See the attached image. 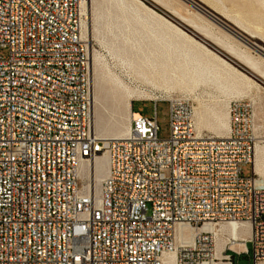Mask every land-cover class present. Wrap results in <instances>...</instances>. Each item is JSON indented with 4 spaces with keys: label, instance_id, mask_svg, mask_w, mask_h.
I'll use <instances>...</instances> for the list:
<instances>
[{
    "label": "built area",
    "instance_id": "built-area-1",
    "mask_svg": "<svg viewBox=\"0 0 264 264\" xmlns=\"http://www.w3.org/2000/svg\"><path fill=\"white\" fill-rule=\"evenodd\" d=\"M86 1L0 0V264H163L166 253L175 264H235L248 243L253 264L264 263L250 105L229 103L220 137L197 131L194 101L180 95L149 100L154 116L135 112L126 137L97 135ZM160 101L169 103L165 139ZM103 154L109 168L96 200L78 168ZM222 222H247L251 233L244 249L219 258L202 228Z\"/></svg>",
    "mask_w": 264,
    "mask_h": 264
},
{
    "label": "bare ground",
    "instance_id": "bare-ground-1",
    "mask_svg": "<svg viewBox=\"0 0 264 264\" xmlns=\"http://www.w3.org/2000/svg\"><path fill=\"white\" fill-rule=\"evenodd\" d=\"M93 1L94 0L86 1L83 4L82 9L84 15L82 21V34L89 41L90 64L92 70L91 95L93 131L97 135H100L98 130L100 124L103 123L104 118L102 109L104 108L106 101L111 100L117 110H125L127 112V122H118L111 128H107L106 130L111 136L103 137L123 138L126 137L130 132V122L133 114L135 113V111L132 109L133 101L157 99H153L149 94L150 92L146 91L145 89L137 88L138 86L135 88L130 87L121 78H119L118 75H113L110 71L107 72L105 70V62L102 56H100L98 52L92 47V41L96 36L91 18V4ZM113 1L117 4L118 8H120L119 6H124L122 8L123 13L121 16L123 21L127 23V28H130V31L131 25H133L132 30L134 31H138L137 25H140L142 28H145L147 30L149 37L152 38V40L148 43L150 46L155 47L161 44L160 48L162 49V51L160 53L149 48H144L141 45L137 46L136 44H132V47H136L141 55L138 57L137 61H128L129 64L132 65V68L136 75L144 82L150 83L151 85L168 92H171L176 87H179L182 90L193 92L200 85H213L216 89L219 90H228L231 87V94L237 96L242 94L244 90L246 91L252 86L257 85L245 72L235 67L222 56L215 53V51H212L209 47L192 37V35H189L185 30H183L177 24L169 20L166 16L146 4L143 0ZM150 1L157 6L159 5L163 7L170 13H172L173 11L176 12L178 18L181 21L194 28L195 31H197L205 38L220 46L223 50H225V52L241 62L249 70L264 79V68L262 67L261 60L254 58L248 52L238 49L233 44L220 38L215 34L216 32L214 33L209 26L205 24H199L192 18L187 17L179 13L178 11H175L165 0ZM200 1L211 8V10H213L215 13L219 14L221 17L232 23L236 28L250 35L247 30L243 29L238 24H242L238 18H234V20L236 21L235 22L230 19L225 12L223 13L219 11L216 8L217 6L215 4L209 3L208 0ZM130 2L138 5L142 10L154 16L156 19L165 23L169 27L180 31L182 37L186 40H189L192 43L193 47H187L184 43L181 45L180 43L164 35L163 33L149 29L147 26V20L141 17L140 8H137L138 10L136 9V13L134 15H131L130 17L125 10L126 4H129ZM208 15L217 23H220L232 32V30L228 26L224 25L216 17H213L210 14ZM128 39L129 41H131L130 37ZM171 50H174L172 52L177 53L178 56H182L185 62L180 64H173V58L170 54ZM167 52L170 53L168 54ZM164 55H167V57H165L166 60L159 61V57H162ZM107 80H109V82L113 86L112 93H109L108 89L105 87V83L107 82ZM171 97L172 96H170L169 98ZM226 106L227 104H225L222 108H211L210 112L203 106H196L194 110V117L197 131L199 133H202L204 129L208 128L215 131L218 134V137L227 135L230 128V120L229 110ZM252 167L253 171L258 176H264V147L260 146L259 144H256L255 147ZM108 168L109 163L107 154L99 155L95 159L82 162L79 165L78 170L81 177L87 180L84 185L85 187L90 189L92 196H94L96 200H98L100 197L101 182L106 176ZM258 179L259 181L264 182L263 178L259 177ZM202 229H208L212 231L214 236L216 237V253L219 258L223 256L222 251L224 249L225 240H231L230 249L241 250L245 248V241L251 233V225L247 222H222L218 224L211 223L206 224ZM178 235H183V230H180ZM186 237L189 241H192L194 232L192 230H187ZM163 264H175V254L166 253L163 257ZM215 264L230 263L217 261Z\"/></svg>",
    "mask_w": 264,
    "mask_h": 264
},
{
    "label": "rangeland",
    "instance_id": "rangeland-1",
    "mask_svg": "<svg viewBox=\"0 0 264 264\" xmlns=\"http://www.w3.org/2000/svg\"><path fill=\"white\" fill-rule=\"evenodd\" d=\"M143 1L159 13L166 16L169 20L177 24L189 35H192V37L209 47L212 51H215V53L222 56L224 59L229 61L241 71L245 72L257 85L252 86L246 91L244 90L242 94L237 96L231 94V87L228 90H219L216 89L213 85H200L193 92L182 90L179 87H176L171 92H168L166 90L157 88L150 83L144 82L136 75L132 68V65L129 64V61H137L138 57L141 55L136 47H132V44H136L137 46L141 45L144 48L155 50L158 53L162 51V49L160 48L161 44L155 47L150 46L148 43L152 40V38L149 37L147 30L145 28H142L140 25H137L138 31L132 30L133 25H131V31L130 28H127V23L123 21L121 16L123 13L122 8L124 6H119L120 8H118L117 4L113 0H94L91 4V18L96 36L92 41V47L98 52L100 56H102L105 62V70L107 72L110 71L113 75H118V77L121 78L130 87L135 88L138 86L137 88L145 89L146 91L150 92L149 94L153 99L159 100L175 95L185 96L191 98L194 101L195 107L203 106L209 112L211 108H222L225 104H227L226 107L229 110L230 102L234 100H243L250 105V110L253 114L256 144L264 147V79L249 70L241 62L225 52V50H223L220 46L205 38L197 31H195L194 28L181 21L178 18L176 12L173 11L172 13H170L163 7L159 5L157 6L150 0ZM165 1L175 11H178L179 13L192 18L199 24H205L209 26L213 30V32H216L215 34L220 38L233 44L238 49L248 52L254 58L261 60L262 67L264 68V0H208L209 3L215 4L217 6L216 8L219 11L223 13L225 12L226 15L233 21H235L234 18H238L242 24L238 22L237 23L243 29L247 30L250 35L236 28L232 23L221 17L219 14L215 13L213 10H211V8L202 3L200 0ZM191 3H193L194 5ZM137 8L140 7L131 2L129 4L127 3L125 6V10L130 17L131 15H134L136 13ZM207 11L211 12L213 14V17L222 19L230 26L236 28L238 31L244 34L247 39L243 40L242 38L233 34L227 28H225V26L217 23L207 14ZM140 14L142 18L147 20V26L149 29L159 31L164 35L172 38L176 42L180 43L181 45L184 43L187 47H193L192 43L189 40H186L182 37L180 31L169 27L141 8ZM129 37L131 38V41H129ZM172 51L174 50H171V53H167L171 54L173 58V64H180L185 62L182 56H178L177 53ZM0 53L4 54L5 51L0 49ZM165 57H167V55L159 57V61H165ZM252 74H254L256 77L252 76ZM105 87L108 89L109 93L113 92V86L109 82V80H107V82L105 83ZM132 105L135 112H138L139 114L146 117L154 116V102L149 100H135L133 101ZM156 110L159 124L158 136L161 139L168 138L170 135L169 103L167 101L158 102L156 105ZM102 113L104 117L103 123L100 124L98 130L99 134L102 136L110 137L111 135L107 132V128H111L118 122H127V112L125 110H117L111 100L106 101V104L102 109ZM203 133L212 136L218 135L215 131L208 128L204 129ZM244 174H252L251 165H247L244 167ZM259 177L264 179V176L260 175ZM230 247L231 240H225L224 249H227V253L233 254L232 250H230ZM248 248L250 250L249 254H233L235 264H253L251 243H248Z\"/></svg>",
    "mask_w": 264,
    "mask_h": 264
},
{
    "label": "water",
    "instance_id": "water-1",
    "mask_svg": "<svg viewBox=\"0 0 264 264\" xmlns=\"http://www.w3.org/2000/svg\"><path fill=\"white\" fill-rule=\"evenodd\" d=\"M207 12H208V14H210V15L213 16V14H212L211 12H209V11H207ZM217 19H218L219 21H221L223 24H225L226 26H228V27L232 30V33H233V34H235L236 36H238V37H240V38H242V39H247V38L245 37V35L242 34L240 31H238L236 28L230 26L229 24H227L226 22H224L222 19H219V18H217ZM252 76L256 77L254 74H252Z\"/></svg>",
    "mask_w": 264,
    "mask_h": 264
}]
</instances>
